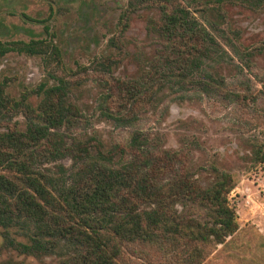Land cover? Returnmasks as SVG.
<instances>
[{"label":"trees","instance_id":"trees-1","mask_svg":"<svg viewBox=\"0 0 264 264\" xmlns=\"http://www.w3.org/2000/svg\"><path fill=\"white\" fill-rule=\"evenodd\" d=\"M233 1L252 9L264 7V0ZM158 2L160 16L151 28L166 50L156 61L174 69L171 78L185 80L202 71L200 85L208 89L219 81L207 69L208 63L220 54L228 56L225 47L241 61L250 56L239 52V36L233 41L225 39V16L220 7L226 0H206L199 16L192 3ZM137 3L129 0L131 11L122 13L123 31L137 11ZM207 12H212L210 20L203 15ZM44 30L45 39L0 43V57L11 52L40 57L48 73L47 80L30 93L42 100L36 109L27 105L34 115L24 131L0 129V227L26 241L12 248L27 255H35L36 250L39 255L47 253L49 244L64 240L75 249L64 264H125L123 250L142 245L168 264H202L213 247L227 244L239 231L236 205L230 198L237 186L234 175L216 163L196 165L192 153L197 149L192 143L186 150H164L159 144L152 145L153 138L142 130L132 133L125 149L114 144L92 155L84 141L67 146L59 132L83 113L70 101V82L50 71L54 65L62 70L65 66L50 27L46 25ZM153 82L146 75L120 83L114 95L101 97L100 115L116 126L134 124L138 120L135 108L151 93ZM27 94L12 102L0 91V118L9 108L23 106ZM116 96L112 109L110 101ZM69 156L85 162L71 182L42 172L37 163L38 157ZM115 157L118 166H109ZM250 160L254 168L264 166L263 141L251 144Z\"/></svg>","mask_w":264,"mask_h":264},{"label":"rangeland","instance_id":"rangeland-1","mask_svg":"<svg viewBox=\"0 0 264 264\" xmlns=\"http://www.w3.org/2000/svg\"><path fill=\"white\" fill-rule=\"evenodd\" d=\"M138 1L137 11L123 31L120 17L131 11L129 0H0V43L45 39L44 26L50 27L65 66L62 70L54 65L50 71L70 82V101L83 113L59 132L67 146L84 141L92 155L114 144L125 149L132 133L142 130L153 138L152 145L159 144L164 150H186L192 143L197 149L192 153L196 165L216 163L232 173L237 186L230 198L236 205L239 231L227 244L213 247L202 264H264V166L254 168L250 160L251 144L264 142V7L252 9L233 0L220 7L225 16V39L233 41L239 36V52L251 54L241 61L225 47L228 56L220 54L208 63L207 69L214 71L219 81L207 89L200 85L202 71L182 80L171 78L172 68L157 63L166 50L151 28L159 19L160 4L158 0ZM173 1L182 6L192 3L197 16L206 7V0ZM211 13L203 15L210 20ZM223 41L220 43L225 45ZM47 74L40 57L17 52L0 57V91L12 102L37 89ZM146 75L154 79L153 90L135 108L138 120L134 124L116 126L100 115L103 95H114L120 83ZM27 96L23 106L4 112L2 131H24L28 118L34 115L27 105L36 109L42 100ZM110 103L115 109L117 96ZM113 162L105 165L118 166L116 157ZM37 163L42 172L67 182L77 179L85 164L71 156L54 160L38 157ZM21 243L26 244L23 236L0 227V263L64 264L75 251L62 240L49 244L47 253L37 255L35 250V255H27L11 246ZM123 261L168 264L142 245L126 247Z\"/></svg>","mask_w":264,"mask_h":264}]
</instances>
